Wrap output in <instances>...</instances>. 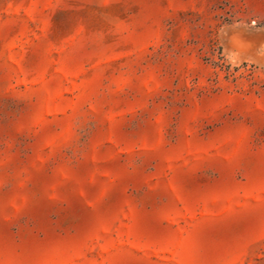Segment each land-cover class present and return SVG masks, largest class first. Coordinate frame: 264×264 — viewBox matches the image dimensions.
I'll return each instance as SVG.
<instances>
[{
	"label": "rangeland",
	"instance_id": "rangeland-1",
	"mask_svg": "<svg viewBox=\"0 0 264 264\" xmlns=\"http://www.w3.org/2000/svg\"><path fill=\"white\" fill-rule=\"evenodd\" d=\"M0 264H264V0H0Z\"/></svg>",
	"mask_w": 264,
	"mask_h": 264
}]
</instances>
